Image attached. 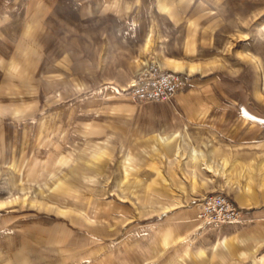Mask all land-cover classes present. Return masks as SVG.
I'll list each match as a JSON object with an SVG mask.
<instances>
[{"label":"rangeland","instance_id":"rangeland-1","mask_svg":"<svg viewBox=\"0 0 264 264\" xmlns=\"http://www.w3.org/2000/svg\"><path fill=\"white\" fill-rule=\"evenodd\" d=\"M156 72L182 85L134 96ZM173 116L191 162L151 128ZM215 191L240 223L199 221ZM246 220L264 222V0H0V264H191ZM230 242L232 264L264 254Z\"/></svg>","mask_w":264,"mask_h":264},{"label":"crops","instance_id":"crops-1","mask_svg":"<svg viewBox=\"0 0 264 264\" xmlns=\"http://www.w3.org/2000/svg\"><path fill=\"white\" fill-rule=\"evenodd\" d=\"M176 119H177V117L173 116L170 119L168 118L167 120H163V121L159 122L158 124H156V126H154V127L152 126L151 128L155 129L157 132H160V133H157L156 139L159 141V144L163 148H165L166 152L172 153L176 156L175 157L176 160H170L168 157V161L170 160V163H172L174 161H176L177 163L178 162L179 163L180 162L187 163L190 160H188L187 158H183V157L179 159L178 154H177L178 146H179V144H182V146H183V144L186 141L187 133H171V134L164 133L165 131L166 132L167 131L172 132V130H177V131H183V130L187 131L188 130L186 123L177 122ZM162 135H164V136H162ZM162 137L164 138V140L162 139ZM167 138H168V142L170 141V144H167L168 143L166 140ZM180 169L182 172L187 170L186 166H184V165L181 166ZM240 201H243V199L240 198ZM246 203L247 202H244V204H246ZM196 210H197V207H195V214H196ZM243 218H244V213H242L241 218L238 221L233 222V223L238 224L243 220ZM257 222H259V221H257ZM257 222H254L252 220H246L245 227L247 228L246 232L249 236H246L243 233H239L238 231H236V229H231L230 233L228 232L229 235L227 236V238L221 240L220 242H214L211 240L204 241L202 244V247H204V248L198 246L193 251V253H191V255H192L191 264H210L211 261H213L214 264H222V260L225 258H228L229 261L227 263H223V264H232L230 262V260L233 259L232 248H236L241 253L244 252V254L247 251V249L243 251V249L241 247L236 246V245L230 246V244H231L230 241L232 238L237 239V241H239L242 238L244 239V237H247L248 239H251V242H252V240H254L256 243L263 241V239H264V222H259V223H257ZM189 223H190V220H188L186 224H189ZM254 229H256V231L258 232L257 235H254V233H253ZM223 243L225 244V246ZM214 248H218V249H216L215 251H212V250H214ZM197 251L199 253L196 255V257H197L196 258L194 256V253H196ZM212 252H213V254H212ZM178 264H181V262H178ZM233 264H238V262L236 260H233ZM254 264H264V254H261L259 261L255 262Z\"/></svg>","mask_w":264,"mask_h":264},{"label":"built area","instance_id":"built-area-1","mask_svg":"<svg viewBox=\"0 0 264 264\" xmlns=\"http://www.w3.org/2000/svg\"><path fill=\"white\" fill-rule=\"evenodd\" d=\"M182 85L181 78L173 73L156 72L145 79L138 78L131 83L134 96L145 100L169 99ZM242 209L227 195L215 191L205 195L198 202L197 217L202 223L219 224L236 222Z\"/></svg>","mask_w":264,"mask_h":264},{"label":"bare ground","instance_id":"bare-ground-1","mask_svg":"<svg viewBox=\"0 0 264 264\" xmlns=\"http://www.w3.org/2000/svg\"><path fill=\"white\" fill-rule=\"evenodd\" d=\"M166 66L173 69L174 71H185L186 70V66L184 65V63L180 62V61H176V60H171V61H168L166 63ZM190 71L193 72L195 71L196 69H198L199 67H196V66H190ZM166 135V134H165ZM164 136V135H162ZM168 136V135H167ZM166 138V137H165ZM178 138V137H177ZM162 139L164 140V138L162 137ZM167 142H168V138L166 139ZM177 143V142H176ZM167 144H170V141L167 143ZM174 151V150H173ZM183 148H182V144H179L178 146V149H177V154L178 156H183ZM189 156L196 162H200L202 159H204L205 161L207 160L206 158V154L204 153V151H201V150H198V149H195L193 148L191 151H190V154ZM209 160V159H208ZM207 160V161H208ZM206 161V167L209 168L210 170L216 172L217 174H223V175H227L228 172H230L226 167L227 165L229 164V159L227 157H223V160L220 164L218 165H212L210 164L209 162ZM231 168V167H230ZM227 172V173H226ZM249 180V179H248ZM228 182H229V179H228ZM200 221V220H199Z\"/></svg>","mask_w":264,"mask_h":264}]
</instances>
